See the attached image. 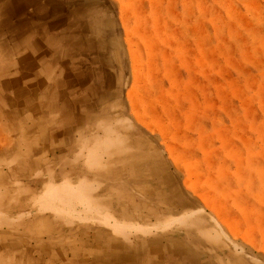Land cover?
<instances>
[{
    "label": "rangeland",
    "instance_id": "obj_1",
    "mask_svg": "<svg viewBox=\"0 0 264 264\" xmlns=\"http://www.w3.org/2000/svg\"><path fill=\"white\" fill-rule=\"evenodd\" d=\"M62 5L0 32V245L264 264V0Z\"/></svg>",
    "mask_w": 264,
    "mask_h": 264
},
{
    "label": "crops",
    "instance_id": "obj_2",
    "mask_svg": "<svg viewBox=\"0 0 264 264\" xmlns=\"http://www.w3.org/2000/svg\"><path fill=\"white\" fill-rule=\"evenodd\" d=\"M71 0H0V32L4 42L12 46L15 53L35 54L31 57L39 60L43 51L49 45L46 38L36 39L35 44H28L27 41L21 42V37H36L40 35L39 29H43L46 36V23L50 19H58L61 9L65 10L62 4H70ZM62 5V7H61ZM15 32L12 33V31ZM20 37V38H18ZM39 43V44H38ZM43 59V57H40ZM13 243H5L0 245V264H105L102 256L91 255L87 258L79 256H70L64 253L63 248H54V251H48L47 248L40 249L37 256L24 255L23 248H19ZM22 247V246H21ZM30 252V249H26ZM116 262H106V264H118Z\"/></svg>",
    "mask_w": 264,
    "mask_h": 264
}]
</instances>
